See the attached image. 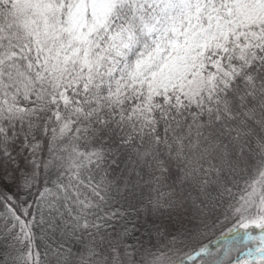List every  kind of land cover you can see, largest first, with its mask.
I'll use <instances>...</instances> for the list:
<instances>
[{"label": "snow or ice", "instance_id": "obj_1", "mask_svg": "<svg viewBox=\"0 0 264 264\" xmlns=\"http://www.w3.org/2000/svg\"><path fill=\"white\" fill-rule=\"evenodd\" d=\"M0 264H264V0H0Z\"/></svg>", "mask_w": 264, "mask_h": 264}]
</instances>
